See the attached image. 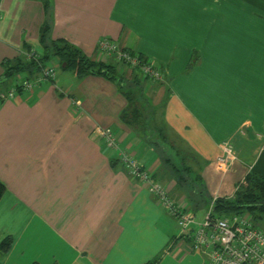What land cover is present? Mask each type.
I'll return each instance as SVG.
<instances>
[{
	"label": "crops",
	"instance_id": "1",
	"mask_svg": "<svg viewBox=\"0 0 264 264\" xmlns=\"http://www.w3.org/2000/svg\"><path fill=\"white\" fill-rule=\"evenodd\" d=\"M44 27L48 39L115 64L145 108L131 126L117 81L78 78L59 59L53 81L0 99V243L12 240L0 264H205L118 149L195 219L203 201L165 162L179 164L168 142L183 150L209 199L232 196L250 171L264 174V0H0V78L4 61L43 54ZM105 36L163 78L143 80L99 52ZM14 77L0 79V93ZM106 128L116 145L100 134ZM227 145L234 160L221 172L215 160Z\"/></svg>",
	"mask_w": 264,
	"mask_h": 264
},
{
	"label": "built area",
	"instance_id": "2",
	"mask_svg": "<svg viewBox=\"0 0 264 264\" xmlns=\"http://www.w3.org/2000/svg\"><path fill=\"white\" fill-rule=\"evenodd\" d=\"M97 50L113 54L117 63L137 70L142 79L159 81L163 78L156 64L143 59L136 51L122 48L114 39L106 36L100 38ZM55 77V63L51 60L36 74L34 80L18 78L12 81L9 89L0 93V99L12 98L18 89L30 90L40 81H53ZM100 134L106 138L108 145H116L109 128L102 129ZM118 152L132 176L146 181L149 191L157 197L161 207L175 217L181 229L180 236L188 237L195 251L205 253V264H264V228L254 225L249 214L213 216L214 200L217 197L214 196L204 217L196 223L194 214L174 204L165 187L153 181L152 173L138 166L135 156L127 155L119 149ZM233 160L231 147L227 145L224 147V153L216 158L215 164L219 171L225 172Z\"/></svg>",
	"mask_w": 264,
	"mask_h": 264
},
{
	"label": "trees",
	"instance_id": "3",
	"mask_svg": "<svg viewBox=\"0 0 264 264\" xmlns=\"http://www.w3.org/2000/svg\"><path fill=\"white\" fill-rule=\"evenodd\" d=\"M40 43L43 46V54L31 52L27 54L28 58H25L24 60L20 57L16 60L4 61L1 78L9 79L24 71L38 73L51 60L59 59L63 69L73 71L78 78H82L87 75H100L110 80L117 81L121 85L122 92L128 101L127 107L121 113V118L131 126L133 125L131 120H136V118L140 117L141 113L144 112L140 110L142 107L145 108V105L141 103V100H139L140 103L138 105L134 92L127 89L124 90L122 84L123 77L118 74V69L115 64L92 59L80 49L70 44L66 39H48L47 27L43 28V32L40 37ZM131 70L135 71L134 69ZM138 99H141V97ZM158 131L163 142L167 143L169 138L166 132H164V128L160 127ZM167 144H169V148L175 150V155L179 154V164L175 163L171 158L167 157L165 159V162L170 164L173 172L177 176V181L180 183L196 182L197 187L196 189L193 187L192 191L195 190L200 199L203 200L202 197L206 194L202 189L203 183L201 182L200 174H198L196 170L191 171L192 167L186 163V155L184 154L183 150L179 149L180 147H176L173 142H168ZM187 175H189V179H187ZM4 190L5 185L0 180V197ZM207 197V204L209 206L212 198L210 197L209 199V196ZM212 214L213 216L249 214L254 225L259 226L260 223L264 224V174H258L253 171L248 172L244 176L243 180H240L237 183L236 189L234 190L232 196L216 197L214 200ZM11 242L12 240L10 237L4 238L0 243V253L6 252L10 248ZM157 260L158 259H155L146 262L145 264H155ZM51 264L58 263L53 262Z\"/></svg>",
	"mask_w": 264,
	"mask_h": 264
},
{
	"label": "rangeland",
	"instance_id": "4",
	"mask_svg": "<svg viewBox=\"0 0 264 264\" xmlns=\"http://www.w3.org/2000/svg\"><path fill=\"white\" fill-rule=\"evenodd\" d=\"M54 63H55V69H56V74H57V70H58V60H56V59H53L52 60ZM61 72V70L59 69L58 70V73H60ZM19 77V75L17 76H15L14 77V79L15 78H18ZM8 80V79H7ZM30 80H34V79H30ZM9 81V80H8ZM7 81V82H8ZM5 91H7V89L6 90H4L3 92H5ZM191 184H192V186L196 189V182H190ZM203 198V200L202 199H199V201H203V203L201 204V205H199L198 207H196V208H194V206L192 207V208H194L195 209V212H196V223L198 222V218L200 217V220L204 217V215H205V213L207 212V210H208V206L206 205L207 204V201H208V197L205 195V196H203L202 197ZM199 220V221H200ZM195 225V224H194ZM193 225V226H194ZM261 228H264V224L263 223H260V225H259ZM180 228V227H179Z\"/></svg>",
	"mask_w": 264,
	"mask_h": 264
}]
</instances>
